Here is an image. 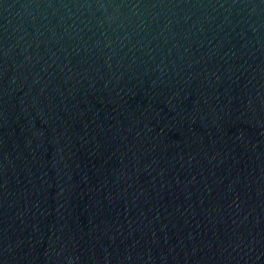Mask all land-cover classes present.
Returning a JSON list of instances; mask_svg holds the SVG:
<instances>
[{
	"label": "water",
	"instance_id": "obj_1",
	"mask_svg": "<svg viewBox=\"0 0 264 264\" xmlns=\"http://www.w3.org/2000/svg\"><path fill=\"white\" fill-rule=\"evenodd\" d=\"M0 264H264V0H0Z\"/></svg>",
	"mask_w": 264,
	"mask_h": 264
}]
</instances>
